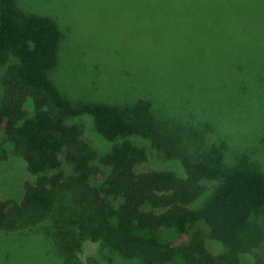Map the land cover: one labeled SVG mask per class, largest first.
I'll use <instances>...</instances> for the list:
<instances>
[{
    "label": "trees",
    "instance_id": "obj_1",
    "mask_svg": "<svg viewBox=\"0 0 264 264\" xmlns=\"http://www.w3.org/2000/svg\"><path fill=\"white\" fill-rule=\"evenodd\" d=\"M130 1L178 6L187 35L182 43L193 49L191 41L197 37L199 49L191 63L181 58L180 63L206 70L201 78L218 75L206 68V55L215 53L203 38L209 30L223 28L228 38L239 41L226 57L229 74L240 79L233 82L264 85V60L254 57L252 47L262 51L256 42L250 45L260 34L264 44V33L254 22L264 26V0ZM62 43L57 18L26 10L20 0H0V159L10 153L20 157L33 177L21 199L0 200V242L38 232L51 221L58 236L73 226L62 201L74 187L87 202L100 206L108 243L127 259L141 256L143 264H243L248 256L252 264H264V173L191 151V145L201 142L184 132L194 126L170 119L166 123L168 113L152 95L148 100L153 103L144 101L132 110L103 99L73 101L53 79ZM247 66L253 69L243 71ZM83 116L92 118L93 130L102 139L115 144L110 152L100 157L84 139L83 127L70 122ZM133 140L149 142L160 157L179 163L182 173L143 170L148 151ZM95 177L102 182L93 187ZM207 181L219 183L214 195L193 208ZM50 235L45 229L44 236L53 240ZM207 239L218 241L224 250L211 252ZM60 245L53 248L66 250L63 264H99L95 257L80 258L78 239Z\"/></svg>",
    "mask_w": 264,
    "mask_h": 264
},
{
    "label": "rangeland",
    "instance_id": "obj_2",
    "mask_svg": "<svg viewBox=\"0 0 264 264\" xmlns=\"http://www.w3.org/2000/svg\"><path fill=\"white\" fill-rule=\"evenodd\" d=\"M20 3L26 10L57 18L62 26L61 60L53 79L67 97L78 102L103 99L132 110L141 106V102L153 103L148 100L152 95L168 113L166 123L170 119L171 123L194 126L192 131L184 132L189 139L193 136L201 142L197 147L191 145V151L235 166H252L264 173V85L233 82L238 75L229 74L226 57L231 48L239 46V41L228 38L223 28L209 30L203 38L213 44L215 53H211V58L206 55V68L209 74L218 73L206 80L201 78L206 70L180 63V58L192 62L194 52L199 50L198 39L192 35L196 37L191 41L193 49L194 46L182 43L187 35L183 32L179 8L172 3L130 0H20ZM254 22L264 33V26L257 20ZM255 42L262 52L252 47L254 57L264 60L261 34L250 45ZM248 68L242 70L253 69ZM91 120L83 116L70 122L83 127L84 139L101 157L115 144L102 139L93 130ZM133 141L148 151L149 160L142 164L143 170L182 173L179 163L160 157L149 142ZM65 166L72 173V168ZM32 179L20 157L10 153L7 159H0V200L21 199L25 183ZM100 182L95 177L92 186ZM218 184L207 181L205 194L192 207L199 208L209 201ZM77 192L71 187L62 201L69 208V223L74 219L73 226L66 227L58 236V227L51 221L38 232L1 241L0 264H63L66 250L56 251L53 244L70 245L77 239L81 242L78 255L83 261L95 257L99 264H143L141 256L127 259L108 243L100 206L87 202ZM45 229L53 240L44 236ZM206 243L215 254L224 250L216 240L207 239ZM242 262L252 264V259L244 256Z\"/></svg>",
    "mask_w": 264,
    "mask_h": 264
}]
</instances>
